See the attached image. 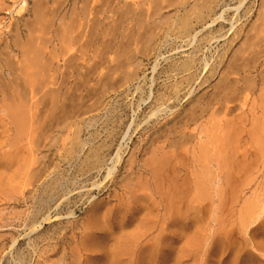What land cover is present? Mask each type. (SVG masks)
Returning a JSON list of instances; mask_svg holds the SVG:
<instances>
[{"label":"rangeland","instance_id":"obj_1","mask_svg":"<svg viewBox=\"0 0 264 264\" xmlns=\"http://www.w3.org/2000/svg\"><path fill=\"white\" fill-rule=\"evenodd\" d=\"M1 1L12 6L5 9L0 4V76L8 72L6 64L20 66L26 84V95L23 93L22 97L26 100L16 94L15 101L16 105L26 104L27 122L18 135L16 124L6 117L4 108L14 99L15 92L8 100L0 81V161L6 152L11 157L8 167L0 168V264H112L110 259L102 260L101 253L113 254L120 243L130 252L120 264L135 263L129 258L146 247L162 254L156 253L157 258L148 264H202V260L208 264L221 251L199 243L195 247L192 238L204 234L230 235L227 232L238 236L239 226L234 223L245 202L260 204L262 211H256L249 221L252 225L248 224L244 232L239 230V236L248 238L251 228L259 220L263 222L264 136L257 143L261 135L251 128L264 122V112L260 109L264 98V82L260 79L264 76V58L250 71L229 76L228 80L237 81L235 88L223 92L212 87L219 70L228 65L224 48L236 29L256 19L260 0H245L240 6L239 0H220L213 16L221 18L213 24L208 21L205 26H195L189 38L178 36L173 25L163 23L167 17L172 22L178 14L163 1L162 11L153 25L146 24L147 28L155 27L156 42L151 40V48L146 49V40L138 37L131 43L134 48L130 46L131 51L125 55L119 51L118 44L121 35L132 30L134 22L127 21L120 30L109 25L94 59L87 58V66L104 62L100 68L103 74L112 72H108L112 74L110 84L96 87L90 94L82 88L78 102L91 106V111L83 114L76 109L63 130L53 129L45 134L39 150L38 59L54 65L51 64L55 54L53 29L35 32L36 50L27 46L19 48L26 44V31L23 28L15 31L12 24L28 16L30 0ZM70 1L63 0V9H68ZM121 5L116 1L111 8L117 10ZM102 15L101 18H108L102 19L106 24L115 20L111 24L117 26V16L109 9ZM133 28L139 35L145 30ZM42 36L47 41L42 42ZM16 38L18 41H14ZM186 58H192L195 63L182 76L170 71L172 65ZM119 62L124 68L120 63L122 69L113 73ZM93 77L90 87L98 79L96 75ZM66 85L64 91L70 88V84ZM43 122L47 118L40 124ZM226 129L231 133L236 130L239 135L238 153L233 157L236 164L242 161L243 152L248 151L244 170L227 173L225 166L219 168L216 163L217 156L230 154L231 143L226 142L222 147L220 140L229 135ZM159 132L161 135L156 136ZM75 133L83 143L82 149L72 159L64 160V151ZM55 142L57 145L50 147ZM95 147L100 148L98 157L89 152ZM84 159L88 162L80 165ZM201 167L209 168L200 177L207 179L210 189L205 199L198 200L193 179ZM40 169L46 172L41 174ZM50 180L57 183L42 197L41 189ZM217 187L221 188L219 195ZM249 250L264 263V253L250 247ZM215 261L211 264H216Z\"/></svg>","mask_w":264,"mask_h":264},{"label":"bare ground","instance_id":"obj_2","mask_svg":"<svg viewBox=\"0 0 264 264\" xmlns=\"http://www.w3.org/2000/svg\"><path fill=\"white\" fill-rule=\"evenodd\" d=\"M12 1H14V0H12ZM20 1L23 2V0H20ZM65 1L66 0H64V2ZM71 1H70L71 3H69L70 4L69 6L66 5V7L68 6V9L66 10V9H63L65 6V4L63 3V0H30L29 1L30 7H29V9L26 10L28 16H22V18L17 20L18 22L14 21L13 22L14 24H12L13 30L18 31V29L23 28L26 31V34H25V37H26L25 43L26 44L19 45V48H22L24 46L34 47V49L37 48L36 45H38V36L35 34V32H38V29H47V28L53 29L52 38H53L54 47H55V54H54L53 59H52L54 62L51 64H54V65H49V63L46 60L44 61L43 58L38 59V150L40 148V142L43 139H45V134L47 132H52L53 129L63 130L67 126V122L69 121V118L72 116V114L76 113L75 112L76 109L77 110L80 109V111H82L81 113H83V114H86V112L91 111V106H89V105L85 106L82 104L80 105V103L78 102L80 100V98H82V96H81V92H82L81 89L82 88L86 89L85 91L87 94H90L93 91H96V87H101V85H105V84L109 85L110 84L112 74L109 75L108 74L109 71L106 74H103L102 69H101L102 68L101 66L104 62H102V63L100 62L101 64H99V65H96L95 64L96 62H95V63H93L94 64L93 66L91 65V67L87 66L88 65L87 64V58L89 59V61L94 59V56L96 55L97 50H98L97 48L99 47L98 45H101V42L103 41L104 37L107 34L106 29L110 28V27H108L109 25L111 26V28H116V30H120L119 28L123 29V24H125L127 21H133L134 22V25L132 27L130 26L131 27L130 30L131 29L132 30L129 33L127 32L128 35L122 34L121 35L122 40L118 44L119 51L125 55V54H128V51H131V50H129L130 46H131V48L132 47L134 48V46H133L134 44L131 45V43L137 41L138 37H140V39L146 40V42H147L145 45L146 49L151 48V47L149 48V46H150L149 44H150L151 40L156 42L155 40H153V38L155 39L157 32H154L155 27L152 26L153 25L152 22L154 21V19L157 16L160 15V12L162 11L161 3H163V1L168 2L167 6L172 7L173 10L175 11V13H178L177 15H174L175 19L173 18L172 22H171V17H167L165 19L163 18L164 19L163 23L168 24V26L173 25L174 31L180 37H188L189 38L192 36V33H194L193 31L195 29V26H203V25L205 26L208 21H211V23L213 24L215 21H217L219 18H221V16H218V17L213 16L216 7L220 4L219 3L220 0H126V1H124V0H71ZM116 1L119 2V4L122 3V5L120 7L118 6L117 10H115V8L114 9L111 8L112 5L114 3H116ZM244 1L245 0H239L238 1L239 6L242 5V3ZM50 3H51V5H50ZM62 3L64 4L63 7H62ZM0 4H1V7L5 6V9H8L12 6V5H10V7H8L9 4L5 5L1 0H0ZM10 4H11V2H10ZM52 4H53V6H52ZM66 4H68V3L66 2ZM253 4H256V2L255 3L253 2ZM236 6H238L237 2H236ZM239 6L237 7V9L240 8ZM251 6L253 7V5H251ZM20 8H21V6H20ZM256 8L257 7H254V9H256ZM108 9H109V12L111 14H113L114 16L115 15L117 16L118 24L116 23V25H117L116 27L113 26L115 20L111 21V23L113 22V25H112L109 21L106 24L105 21L108 20L107 17L101 18V16H103L102 14L104 13V11H106ZM64 10H66V11H64ZM220 11H223V10H220ZM0 12H2V11H0ZM245 13H246V11H245ZM255 13H256V16L254 18H256V19L253 22H252V20H250V22H252V23L248 22L249 24L245 23L242 25L240 23L242 26H240L239 28L237 27L238 29H236L234 31L232 38L229 39L230 40L229 44L227 42L228 47L226 46L227 48H224V49H226L225 53L227 55L226 60H228V62H227L228 65L226 66V68L225 67L221 68L223 70H221V71L219 70V72L217 73V76H216V77H218L217 82L215 85H212V87L215 86L214 89L224 90L223 92H225L226 90H230L232 88H235L237 81L235 79H233V81L228 80L229 76L238 75L240 73H245V72L250 71L252 68L255 67L256 62H258L259 59L264 58V0H260L259 7L257 8V12L255 11ZM217 14H218V12H217ZM223 14H226V12ZM218 15H221V14H218ZM114 16H113V18H114ZM102 19L105 21H103ZM227 21H229V20H227ZM11 22H12V20H11ZM133 22L131 24H133ZM148 22H151L152 27H149L150 26L149 24H148L149 25L148 28L146 27V24ZM242 23H244V22H242ZM6 24H8V23H6ZM135 26L138 27L137 29H139V28L145 29V30H143L142 35L141 34L139 35L138 32L133 28ZM157 26L159 27L160 25L158 24V25H156V27ZM124 27L127 28V26H124ZM231 27H232V24H231ZM7 28H9V27H7ZM205 29H207V28H205ZM105 31H106V33H105ZM127 31H129V30H127ZM15 36H17V34H15ZM196 36H197V34L194 37H196ZM91 37H93V38L90 39ZM40 38H41L40 40L42 42L47 41L46 37H44V36H42ZM14 41H18V38H16ZM82 41H84V42H82ZM102 45H103V43H102ZM137 45H141V44H137ZM137 45H136V47H137ZM139 47H141V46H139ZM77 48H78V51L76 50ZM140 52H142V51H140ZM143 52H146V51H143ZM38 53H39V51H38ZM225 53H223V54H225ZM141 56H142V54H141ZM148 57H149V55L147 56V58ZM155 57L157 59L158 56L156 55ZM99 59H101V58H99ZM191 59L186 58V60L181 61L179 64H176L174 66L172 65L171 67L169 65V67L171 68L170 71H172L174 74H175V72H177L178 75L181 74V76H182V73L188 71L191 64L194 65L193 63H195V62L192 63L193 59L192 60ZM201 59H203V58H201ZM124 61H125V59L121 62H124ZM126 61L129 62L128 59ZM121 62H119V65L118 64L116 66L114 65L115 68H113V70L110 69V71L112 70L113 73H115L118 71L119 68L122 69L123 64ZM196 62H199V61H196ZM8 63H10V61ZM120 63L122 64V66L120 65ZM155 64H157V63H155ZM19 67L15 68L13 66V64H10V65L6 64V68H8L7 69L8 72L7 73L4 72L0 76L1 87H3V90L6 92V95H5L6 98L8 100H10V96H12V93L15 92L14 99L11 101V103L8 104L9 106L5 105L4 108H5V111L7 112L6 117L8 119L13 120V122L16 124L15 127L17 128L18 135H20L22 132V130L20 128L24 127L25 123L27 122V120H26L27 119L26 118V115H27L26 114V108H24V106H26V104H24V105L17 104L16 105V101H15L18 98L16 96V94H18L20 97L23 96L22 95L23 93H25V95H26V89H25L26 84H24L25 83V77L23 75L22 70ZM111 67H113V66H111ZM123 68H124V66H123ZM197 69H199V68H197ZM192 70H194V69H192ZM109 73H112V72H109ZM258 74L260 75L262 73L259 72ZM6 75H8V78L6 77ZM95 75L98 77L97 82L94 83L93 87H90L89 83L94 78L93 76H95ZM191 75H193V71H192ZM189 77H190V75H189ZM260 79L262 82H264V76H261ZM173 83H175V81ZM66 84H70V88L69 89L66 88V90L64 91L65 87L67 86ZM166 84H168V83H166ZM176 84H178V83L176 82ZM179 85H180V83H179ZM247 85H249V84H247ZM221 92L222 91H220V93ZM22 98L24 99L25 97H22ZM24 100H26V99H24ZM263 100H264V98H263ZM263 100L261 99L262 103H260V109L264 112V101ZM28 105L29 104H27V106ZM31 105H33V104H31ZM32 107L34 108V106H32ZM35 107H36V105H35ZM47 111H50V113L46 116L45 113ZM31 117H32V114H31ZM46 118H47V122H43L42 124H40V121H45ZM251 129L252 130L254 129L257 133H260L261 136L257 139V143H259V142L261 143V141L263 140L262 137L264 136V122H262V123L260 122L256 126H252ZM226 130H229V132H228L229 135L222 136L223 139L220 138V140H222V143H221L222 147L226 146L225 145L226 142H229V143H227V145H229L231 143V147L229 148L230 154L227 156H224V157L223 156H217L216 163L219 166V168L221 165L225 166L226 169L228 170L227 173H229L230 171L244 170L247 167L246 166V160L249 157L247 155L248 151L243 152V154L241 155L242 161L236 164L234 162L233 157L235 156L236 153H238L239 147L237 146V143L239 142V135H238V132L236 130H233L232 133L230 132V129H226ZM160 135H161L160 132L158 134H156V136H160ZM56 143L57 142L49 144V145H50V147H51V145L56 146L57 145ZM82 146H83V143L78 140L77 133H75L74 136L70 140V144H69L68 148L64 151L63 159L64 160L72 159V157H74L75 154L82 149ZM89 152L92 154V156L98 157L99 153H100V148L95 147L93 149H90ZM249 154H250V152H249ZM2 157L3 158L0 161V168H6V167H8V165L10 163V161H9L11 159L10 154H8L6 152V154L4 153L2 155ZM116 157H118L117 153H116ZM210 160L212 161L211 158H210ZM86 162H88V161H86V159H84L83 161H80V165L84 164ZM207 169H209V168L208 167H204V168L201 167L200 172H197L196 175L194 174L195 179H193V181H194V187L193 188L196 191L195 197L198 200L205 199L207 196L206 195L207 191H208V189H210V186H209L210 183L207 181V179H202L200 177L201 173L203 171L205 173V170H207ZM45 172L46 171H42V169H40L39 173L42 174ZM193 173H195V172L193 171ZM56 183H57V181L52 182V180H50V183L43 186V188L41 187L42 189H41L40 194L42 195V197L48 193V191L50 190V186L51 185L53 186V184H56ZM220 189L218 188V190L216 189L217 192L215 191L216 193H218V195H219V193L221 194V192H219ZM212 190H214V189H212ZM214 195L216 196V194H214ZM245 203L246 204L244 205V207L241 206L242 210L240 211V213L238 212V215H237L238 218L236 220L237 223H234V224H237V227L239 226L238 236L233 237L235 235H233L232 233H229V232H227V234H230V235L225 234L226 236H224V235L223 236H221V235L217 236L214 234L216 231L215 230L214 233L212 232V234L215 235L214 237H213V235L209 236L208 234H207L208 236H204L205 235L204 234V235H202L203 237L198 235V236H200V238H196V239L192 238L191 239V241H192L191 243H193V245L195 243V247H196V245H198L197 243H199L200 246H203V247L206 246L209 249H211L212 247L215 246L216 250L218 249V251H221V252H219L221 254H217L220 256L216 257V255H215V258L213 259V260H217V262L215 261L216 264H264L260 259H258L260 256L259 257H258V255L256 256V253L251 254L252 250H249V247H250V249H254L257 252H261L263 255V253H264V220L262 219L263 222H261V220H259L260 223L257 226H255L254 228H251L250 232L248 231L249 232L248 238H246L244 236L241 238L240 237L241 235L239 236V233H240L239 230H242V231L245 230L246 231V227H248V224H249V226L252 225V222L249 223V221L251 220L252 216H255L254 214H256V211L257 210L262 211L260 209L261 206L259 207L260 204H257L256 202H248V203L245 202ZM231 204H232V202H231ZM222 207H223V205H222ZM261 215L262 214H259V216H261ZM254 221H255V219H254ZM233 226L236 227V225H233ZM231 228H232V226H231ZM233 228H232V230H233ZM139 234H137V235H139ZM115 243H117V242H115ZM146 244H148V243H146ZM119 246H120V248L118 250H116L114 253L112 251L113 254L110 253L111 255H107V254L103 255V253H101L102 254V256H101L102 260L105 261V259H110V263L120 264L124 260V257L130 256L129 255L130 252H129L128 248L124 247L123 244L121 245V243L119 244ZM188 246H190V245H188ZM147 248H150V247L144 248L142 251H140L138 253V255L134 256V258H132V256H131L132 259L129 258L130 260H133L135 262L133 264H148V263L152 262V260L154 258H157L158 255L156 256V253H158V252L155 253V251H154L155 248H153L154 250H151V249L147 250ZM205 251L206 250H204V252ZM238 251H239V253H238ZM206 252H208V251H206ZM158 254L160 255V253H158ZM208 254L210 255V253H208ZM211 255H212V253H211ZM164 256L166 257V253L164 254ZM212 256H210V257H212ZM249 257H251V259H249ZM198 258L199 257H196V259H198ZM246 258H248L249 260H245ZM200 259H202V257H200ZM213 260H210V261L213 262ZM211 262L208 264H211ZM202 264H204L203 260H202Z\"/></svg>","mask_w":264,"mask_h":264}]
</instances>
